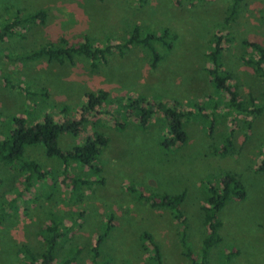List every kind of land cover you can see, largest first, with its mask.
<instances>
[{"label":"rangeland","instance_id":"1","mask_svg":"<svg viewBox=\"0 0 264 264\" xmlns=\"http://www.w3.org/2000/svg\"><path fill=\"white\" fill-rule=\"evenodd\" d=\"M232 7L235 13L228 16ZM45 11V21L25 22L0 39V138L13 117L34 123L49 113L53 120L77 119L83 114V93L107 92L99 112L83 114L77 136L62 133L58 144L71 150L93 130L101 131L107 145L98 156L103 182L70 190L60 173V162L46 157L42 146H28L26 156L48 175L34 181L21 198L23 176L0 161V264H28L22 245L40 251V227L57 216L65 230L55 253V264L78 253L68 264H155L153 246L162 264H188L179 238L199 258L205 185L215 184L225 172H235L246 187L242 200H230L217 214L221 240L212 245L204 264H264V171L257 170L264 145V110L258 115L235 114L226 107V94L211 84L206 69L211 38L224 36L222 69L241 98L250 94L264 101V80L252 68L256 56L249 42L264 45V0H0V26L17 11L22 17ZM137 25L141 31L169 30L170 47L154 42L159 55L154 68L149 53L130 46L113 50L92 67L82 55L47 62L23 55L61 39L75 45L87 37L97 46L117 43ZM152 106L143 125L135 104ZM179 111L186 140L163 145L167 125L156 104ZM105 107L109 113L101 111ZM231 133L233 149L221 154L224 137ZM70 176L86 177L84 167L69 162ZM91 178H93L91 176ZM90 178V179H91ZM23 189V188H22ZM184 192V227L164 206H150L145 197ZM15 202L10 208L7 203ZM92 262L91 247L106 226ZM147 233L146 236L143 234ZM224 264V263H223ZM225 264H227L225 262Z\"/></svg>","mask_w":264,"mask_h":264},{"label":"trees","instance_id":"2","mask_svg":"<svg viewBox=\"0 0 264 264\" xmlns=\"http://www.w3.org/2000/svg\"><path fill=\"white\" fill-rule=\"evenodd\" d=\"M237 0H233L235 5ZM235 8L232 7L228 16H232L235 12ZM38 21L43 23L45 21V11L38 9L26 16L22 17L17 11L9 20L0 26V39L11 34L12 30L24 24L25 22ZM170 34L167 28H163L160 32L153 31H141L137 25H133L127 32V35L117 43H107L102 46L93 45L87 37L75 45L67 44L65 40L61 39L58 44L46 43L39 46L36 50L24 54L23 59H32L37 57L44 58L47 62L58 61L62 62L64 58L69 60L74 55H82L90 61L92 67H97L99 62H104L106 57L117 50L118 53H122L130 46H140L146 50L148 55V65L150 68H154L159 55L156 52L153 43L158 42L164 44L166 47H170L168 41ZM225 38L222 34H214L211 38V46L208 49L207 56L211 59L212 65L206 69L210 82L213 87L219 93H225L226 107L235 114H244L248 116H255L263 112L264 101L261 103H255L253 97L248 94L246 98H241L230 84L232 75L229 71L223 70L221 57L223 50V43ZM252 50L255 52V58L251 59L255 74L264 80V45L258 42H249ZM264 95V92H263ZM85 98V104L81 111L83 114L99 112L98 108L107 96V92L98 89L95 91H86L83 93ZM143 101H133L135 107L138 108L141 113L140 122L145 124L146 120L150 117L152 106L141 104ZM156 110L162 111L164 114L165 122L167 125V135L162 141V144L175 145L185 142L187 136L183 128V121L180 119L179 111L165 106L162 103L156 104ZM101 111L109 113L111 112L108 107L101 109ZM83 114L77 119L64 118L61 122L53 120L49 113L42 115V118L32 124L27 123L25 118L13 117L12 124L3 133L0 138V161L8 165L10 169L19 172L23 176L22 188L17 193V198H21L24 190H28L32 186L33 182L43 180L48 171L41 168V166L33 159L26 156V148L28 146L41 145L43 154L46 157H54L57 159L60 166V173L69 180L70 190L77 191L82 185H88L94 182L101 184L103 182L102 166L98 161V156L102 149L107 145L108 138L101 131L93 130L87 135L81 144L73 146L71 150H63L58 144V138L62 133H67L72 136H77L79 133L80 125L88 123V119L83 117ZM231 133L229 132L224 137V144L220 148V153H228L233 149V143L231 141ZM76 162L79 167H84L88 175L86 177L70 176L67 173V167L69 162ZM257 170L264 171V145L261 152L259 164ZM91 176L93 178H91ZM91 178V179H90ZM206 196L204 198L205 205L202 207V223L206 228V234L201 238V248L199 258L192 255V251L189 245L185 242V234L182 233L179 238L181 251L188 264H204L206 258L209 255V249L212 245L217 244L221 238L218 232L220 222L217 219V214L222 210L224 205L230 200H242L246 196V187L239 176L232 171L225 172L218 177L215 184L208 183L205 185ZM149 200L150 206H164L167 207L173 216V218L184 227L183 212L181 210V204L184 198V192L179 193H164L153 194L145 197ZM7 205L12 208L15 207L14 201H9ZM6 203L0 202V209H4ZM111 215L107 217V222L104 230L97 234L94 244L91 247V253H93L92 262L95 261L98 253V245L101 242L103 236L110 228ZM39 234L43 241V247L40 251H33L29 247L22 245L20 251L25 256L28 264H55V253L59 241L64 237L65 230L62 228V224L57 216H51L39 229ZM146 236L145 239L148 238ZM153 254L151 256L152 261L155 264H162L159 248L157 245L152 244ZM77 252H73L72 257L63 259L61 264H68L74 258ZM231 253H225L222 264L225 262L229 264L231 260Z\"/></svg>","mask_w":264,"mask_h":264}]
</instances>
